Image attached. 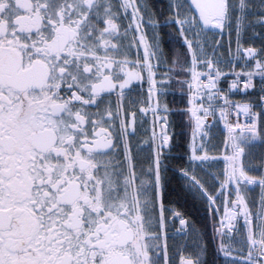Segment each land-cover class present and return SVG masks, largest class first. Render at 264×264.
Instances as JSON below:
<instances>
[{"label":"flooded vegetation","instance_id":"1","mask_svg":"<svg viewBox=\"0 0 264 264\" xmlns=\"http://www.w3.org/2000/svg\"><path fill=\"white\" fill-rule=\"evenodd\" d=\"M128 24L115 0H0V264L199 260L158 208L165 117Z\"/></svg>","mask_w":264,"mask_h":264},{"label":"trees","instance_id":"2","mask_svg":"<svg viewBox=\"0 0 264 264\" xmlns=\"http://www.w3.org/2000/svg\"><path fill=\"white\" fill-rule=\"evenodd\" d=\"M234 1L229 0L231 5ZM143 2L145 16L155 24L153 36L159 46L161 71L167 73L162 78L165 92L159 100L160 106L169 116L172 134L170 150L165 153L161 166L163 201L188 219L191 228L190 242L195 241L200 246V264H247L242 260L226 259L223 256L224 237L219 230L216 212L208 204L205 196L200 191L192 189V184L182 176V170L189 171L211 194H215L219 188L217 179L223 180V163L221 160L214 161L209 165L211 170L207 168L205 170L204 167L188 161V142L193 127V121L187 109L190 92L189 53L174 23L170 1L143 0ZM189 11L190 9H187L188 13ZM248 98L258 100L259 93L254 91L248 95ZM236 146H242L244 149L242 161L246 172L252 176L261 177L264 166V110L261 111L258 133L235 131L232 142H225L224 134L217 129L211 137L209 151L220 154L225 150L231 153ZM234 163L236 164L237 161ZM244 194L249 206L255 211L260 201L259 187L247 189ZM217 202L221 206L219 198ZM167 225L172 229L176 228V222L170 219ZM247 247L245 243L240 246V249L247 250Z\"/></svg>","mask_w":264,"mask_h":264},{"label":"rangeland","instance_id":"3","mask_svg":"<svg viewBox=\"0 0 264 264\" xmlns=\"http://www.w3.org/2000/svg\"><path fill=\"white\" fill-rule=\"evenodd\" d=\"M119 1L121 4L124 5L125 12L127 14L129 13L132 15L130 5L133 7V12L135 14V17H133V19L135 20L134 24L137 25L138 23L140 25L141 30L142 28H145V30H147L145 26L146 24L145 18H143V20L141 18L143 11L140 5V1L142 0H135L136 6L138 7V11H136L135 9L134 0H119ZM183 1L186 4V1L185 0ZM178 4L181 7V11H183V15L177 18V21L180 24L179 29L185 35L186 40L195 41L196 44L198 45V50H197V46H193V52L191 53L192 58H193V65L194 66L198 65V68L195 69V73L193 76V81H192L193 88L191 91L192 96L195 99V102L192 104L191 107L194 109V112L198 113L195 119V122H197V124L199 125L200 133L196 135V138H197L199 135L203 136V134L210 135L211 131H214L212 130V128L220 127V123L226 120V119H221L218 121L217 124L208 126L204 124L203 122L204 116L202 117V115H205V118H206L209 115L208 114L209 111H213L215 113L217 110L221 114L226 112V115H227L229 113V108H230L229 102L230 101L226 100L224 103L218 102L217 97H216L217 85L213 84L216 65L215 63H213L212 61L213 58L210 56L214 54L213 48L218 43V37L220 36L219 33L216 31H211V32L204 31V29L201 26V22L199 21L197 16H194V15H190L189 17H187L186 21L181 20V22L183 21L185 22L180 23L181 17L189 15V13L187 12L188 6L184 5L182 0H179ZM141 22L143 23V25H141ZM240 22H242V19H240ZM216 23L221 25L223 29L226 21L225 19H217ZM223 31H224V34H226L225 33L226 28ZM146 41H147V48H148V57L150 58L152 57L151 58L152 60L149 64L150 69H151L150 72H152V70L153 71L156 70L154 71L155 80L154 82H151L152 85H149V88H150L149 99L151 101L150 108L154 115V118H156V116L157 117L162 116L161 111L159 112L156 111L157 109L154 104L155 97L158 96V93H159L158 90L160 89L159 60L157 57L158 47L155 48L153 44L151 43L150 44L151 49H149L147 37H146ZM218 52L219 50L216 51L215 55H218ZM219 54H222V52L220 51ZM234 59L236 60V58ZM256 64L257 63L253 61L250 67L253 68L256 66ZM208 68L211 70H208ZM218 68L220 69L221 67L218 66ZM250 71H252V69H250ZM156 76H157V79H156ZM155 83H156V86H155ZM207 120L209 121L208 117H207ZM212 133H213L212 135H214V132ZM157 137L161 139L162 144L168 142L165 139H163L164 137L162 138V132L159 135L157 134ZM203 139H204V136L201 139V141H203ZM195 140H196L195 141L196 145L198 146L199 140L198 139H195ZM201 141H200V144L202 148H200L201 149L200 152L197 151L198 148L194 145L195 152L198 153L199 156L197 157L195 156V159H197V161H193L192 163L195 162L194 164H199V165L203 164V167L205 170L206 168L211 170V168H209V165L212 163L213 160H211L209 157L206 156L207 154L205 152L206 147L204 146L203 143H201ZM201 152H204V153H201ZM216 159H220V158H216ZM216 159H214V161ZM223 161L224 163H226L225 167L228 166L227 162L231 161L230 163L232 165V170H233L232 177H230L229 179H226L223 176L224 180L220 181L216 178L219 183L218 190L223 188L222 194L219 195V199L221 201V209L219 207L218 212L220 211L222 212L225 207L228 208L227 209L228 211H230V220H228V222L227 221L224 222L222 217L219 216L220 217V233L224 237V242L222 245L223 254L225 255V257L226 255H230L232 257L233 256L242 257L243 258L242 261L246 263L248 262L247 264H264V240H263L264 238V230H263V226H264L263 225L264 224V216H263L264 214V177L256 178L255 176L247 174L245 170L241 167L240 158L237 155L228 156ZM233 161H237L236 165H234ZM225 167H222V174L224 173ZM188 172L189 171H183L182 172L183 177L188 179L189 183L192 184V189L200 191V189L196 186V184L192 182L191 179L188 178V175L191 174ZM235 181L238 182L242 192L246 191L247 189L257 187V186L259 187L260 201L257 204V208L255 209V211L251 207H250L251 209L245 208L241 204L240 201H239L240 203H238L237 205L235 204L237 201L236 197H237L238 192L236 188L233 186V184H230V182H235ZM226 182H227V185L225 184ZM207 202L212 207V205L210 204L208 200ZM245 202H246L245 203L246 206H248L249 202L247 198L245 199ZM175 220L179 224L178 217H175ZM187 227L188 229L183 230V231H185V235H187V233H189L190 235L191 229H190L189 223ZM179 230L182 231L180 227H179ZM248 238H251L252 241L247 242ZM245 243L248 246L247 250L240 249V246L245 245ZM226 259H232V258L226 257Z\"/></svg>","mask_w":264,"mask_h":264},{"label":"built area","instance_id":"4","mask_svg":"<svg viewBox=\"0 0 264 264\" xmlns=\"http://www.w3.org/2000/svg\"><path fill=\"white\" fill-rule=\"evenodd\" d=\"M239 49L244 52V57L246 60L255 58L259 52V49L253 46L242 47L239 45ZM240 74L229 78V82L226 86L222 85V81L226 80V74H221L216 77L218 82V89L216 91L217 101L229 100L230 108L229 113H222L226 115L227 119L231 121V129L241 128L245 130H257L259 121V112L255 109V103L251 101H241L234 96L237 93H246L248 90L254 88L255 77L251 75H242L243 70L246 68L244 61L241 62ZM220 115L219 111L217 110ZM208 118L211 117L212 120L208 121L207 117L205 122L212 124L215 121V113L213 111L208 112ZM222 116V115H220Z\"/></svg>","mask_w":264,"mask_h":264},{"label":"bare ground","instance_id":"5","mask_svg":"<svg viewBox=\"0 0 264 264\" xmlns=\"http://www.w3.org/2000/svg\"><path fill=\"white\" fill-rule=\"evenodd\" d=\"M182 23V22H181ZM218 24V23H217ZM221 30L222 29V26L218 24V30ZM142 41H143V44H144V48L146 50V52H148V48H147V41H146V38L145 36L142 35ZM188 45V44H187ZM150 80L151 82H154L155 80V72L152 70V72H150ZM192 98L190 99V104H193L195 102V99L193 98V96H191ZM192 106V105H191ZM155 107L156 109L158 110V106L156 105L155 103ZM198 113L194 112L193 110V113H192V116L194 118V131H193V135H192V138H191V144H190V148H191V156H190V159L192 161H197V159H195V156H199L198 153L195 152V146H194V141L193 139H196V135L199 134V125L197 124V122H195V119L197 117ZM209 121L212 120L211 117L208 118ZM227 123H224L225 125V128L228 129V126L230 124V121H225ZM164 137V138H163ZM162 138L165 139L166 141L170 140V134L169 133H162ZM166 144H168L167 142L164 143L163 147H166ZM207 157H209L210 159H215L214 155L212 154H209L207 153L206 154ZM227 167H225V170H224V177L226 179H229L230 177H232V173H233V170H232V165L230 162H227ZM187 176V175H186ZM188 177L190 179H194L195 182L204 190L205 194L209 197V200H210V204L217 207V203L215 201V196L214 195H211V194H208L207 190L204 189V187H202V185L200 184V182L196 179V178H192L191 175H188ZM229 183V182H228ZM227 185V182L225 183ZM230 184H233V186L236 188L238 194H237V197L236 199L239 200L241 202V204L248 209V206H246V202H245V197H244V194L242 193L241 189H240V186L238 184L237 181L235 182H230ZM223 189V188H222ZM223 192V191H222ZM228 197V196H227ZM228 208H224L223 211L221 212H218L219 213V216L222 217L223 221H227L230 220V211L227 210ZM251 225V224H250ZM248 241L251 242V238H248ZM226 257L228 258H232V259H238V260H242L243 258L242 257H239V256H230V255H226Z\"/></svg>","mask_w":264,"mask_h":264},{"label":"water","instance_id":"6","mask_svg":"<svg viewBox=\"0 0 264 264\" xmlns=\"http://www.w3.org/2000/svg\"><path fill=\"white\" fill-rule=\"evenodd\" d=\"M194 12L207 31L217 28V19L225 17L226 0H189ZM194 264L193 260H190Z\"/></svg>","mask_w":264,"mask_h":264}]
</instances>
